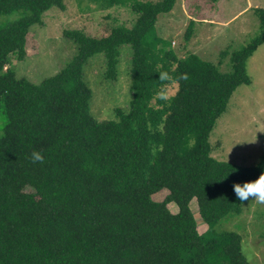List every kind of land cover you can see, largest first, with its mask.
Segmentation results:
<instances>
[{"label":"trees","instance_id":"obj_1","mask_svg":"<svg viewBox=\"0 0 264 264\" xmlns=\"http://www.w3.org/2000/svg\"><path fill=\"white\" fill-rule=\"evenodd\" d=\"M91 1L133 17L114 18L102 36L63 30L75 53L33 82L6 65L25 58L30 28L64 0H0V15L21 11L0 26V264H249L241 235L214 226L241 212L234 184L264 173V153L241 166L213 158L208 139L236 87L250 83L246 60L264 43V9H255L260 34L232 50L231 70L220 72L195 53L179 57L157 35L159 15L176 0ZM192 32L190 20L185 38ZM122 46L132 50L128 108L97 119L84 65L101 55L114 79ZM184 73L188 80L178 79ZM169 84L175 91L160 99ZM34 151L44 163L31 162ZM192 201L207 226L201 233Z\"/></svg>","mask_w":264,"mask_h":264},{"label":"rangeland","instance_id":"obj_2","mask_svg":"<svg viewBox=\"0 0 264 264\" xmlns=\"http://www.w3.org/2000/svg\"><path fill=\"white\" fill-rule=\"evenodd\" d=\"M64 5V9L51 7L43 14L42 25H33L27 34L25 58L13 57L6 67H12L18 76L39 82L61 69L76 51L75 44L63 37V30L78 29L91 36H102L115 24L114 18L129 22L133 17L127 8L99 9L91 0H64ZM257 8L264 9V0H176L170 12L159 15L155 29L179 57L195 53L215 64L220 72H228L230 52L260 34ZM20 12L0 15V26L17 19ZM190 20L193 32L186 39ZM221 51L227 54L221 56ZM131 56L129 46L120 48L114 79L105 76V59L101 55L91 57L84 65L85 80L92 90L90 111L97 119L114 118L116 108H128ZM246 72L250 83L236 87L208 139L213 158L241 166L255 165L264 153V43L246 60ZM175 86H167L168 95L173 94ZM5 118L2 110L0 135ZM167 193L162 189L152 198L161 201ZM190 207L201 233L207 226L195 201ZM169 208L176 211L174 206ZM214 229L239 233L248 263L264 264V205L251 199L244 201L239 214L228 213Z\"/></svg>","mask_w":264,"mask_h":264},{"label":"clouds","instance_id":"obj_3","mask_svg":"<svg viewBox=\"0 0 264 264\" xmlns=\"http://www.w3.org/2000/svg\"><path fill=\"white\" fill-rule=\"evenodd\" d=\"M187 73L181 74L178 79L188 80ZM159 79L161 81H170L172 77L168 72L159 73ZM160 99L168 100V87L164 85L158 93ZM32 163H44V156L39 151H34L31 154ZM234 192L238 200L243 203L249 199L255 200L257 203L264 205V173L259 175V177L253 181H246L244 183L234 184Z\"/></svg>","mask_w":264,"mask_h":264}]
</instances>
